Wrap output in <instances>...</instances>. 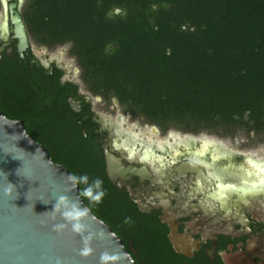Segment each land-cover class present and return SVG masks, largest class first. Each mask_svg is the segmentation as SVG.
Listing matches in <instances>:
<instances>
[{
  "label": "trees",
  "instance_id": "trees-1",
  "mask_svg": "<svg viewBox=\"0 0 264 264\" xmlns=\"http://www.w3.org/2000/svg\"><path fill=\"white\" fill-rule=\"evenodd\" d=\"M22 17L38 45H68L88 92L116 98L163 131L264 134V0H24ZM35 77L0 64L6 116L24 119L53 161L70 170L91 211L128 235L136 264H189L161 233L114 204L99 157L72 125L68 87L47 79L53 90L38 89Z\"/></svg>",
  "mask_w": 264,
  "mask_h": 264
},
{
  "label": "flooded vegetation",
  "instance_id": "flooded-vegetation-1",
  "mask_svg": "<svg viewBox=\"0 0 264 264\" xmlns=\"http://www.w3.org/2000/svg\"><path fill=\"white\" fill-rule=\"evenodd\" d=\"M23 3L19 8L18 0H6L5 6L0 0V64L34 71L38 89H52L47 79L68 87L64 103L72 125L99 157L98 170L114 204L142 218L153 235L161 233L180 261L264 264V153L237 149L207 134L163 131L143 119L137 125L131 113L116 112L120 105L113 98L110 103L81 91L61 60L66 45L54 53L41 46L38 54L28 35V45L19 46L12 18L19 14L23 20ZM54 95L59 105L62 95ZM106 150L123 164L113 180ZM121 239L135 260L133 242L128 235Z\"/></svg>",
  "mask_w": 264,
  "mask_h": 264
},
{
  "label": "water",
  "instance_id": "water-1",
  "mask_svg": "<svg viewBox=\"0 0 264 264\" xmlns=\"http://www.w3.org/2000/svg\"><path fill=\"white\" fill-rule=\"evenodd\" d=\"M18 2L20 8L24 0ZM2 3L5 6L6 0ZM12 22L19 46H27L21 16L16 14ZM105 155L113 180L123 164L107 150ZM65 212L73 218H66ZM76 224L79 231L74 230ZM0 264H136L123 240L86 204L70 170L53 161L22 120L10 119L2 110Z\"/></svg>",
  "mask_w": 264,
  "mask_h": 264
},
{
  "label": "rangeland",
  "instance_id": "rangeland-1",
  "mask_svg": "<svg viewBox=\"0 0 264 264\" xmlns=\"http://www.w3.org/2000/svg\"><path fill=\"white\" fill-rule=\"evenodd\" d=\"M33 43V46L35 49H37L38 54H41L43 53L41 50H40V45H38L37 43H35L34 41H32ZM59 49V47H54V48H51L50 52L51 53H54L56 52L57 50ZM68 45H66V50H65V53L62 55V58L61 60H63L66 64V68L68 71H71L72 75H73V80L77 83H79V86H80V89L81 91L85 92L86 91L84 90V87L81 83V80L79 78V68L74 60L73 57H71L69 54H68ZM96 101L93 100V106L96 108V110L102 112L103 110L99 109V106L98 104L95 105ZM111 103V101H110ZM109 103V104H110ZM116 112H120V113H123V114H128V112H125L122 107L120 106V108L118 110H116ZM131 115V120L134 121V123H136L137 125L138 124H143L144 121L142 120L141 117H138V116H135L134 114H130ZM169 130L171 131H175L177 133H184L183 131L181 130H177L173 127H171ZM200 134H204V135H211V136H214V137H217V138H221L225 143H227L228 145L234 147V148H237V149H242V150H261L262 153H264V134H261V135H256L255 133H246L244 130H239L238 132H236L233 136H220L218 134H215V133H208L206 131L204 132H200Z\"/></svg>",
  "mask_w": 264,
  "mask_h": 264
},
{
  "label": "clouds",
  "instance_id": "clouds-1",
  "mask_svg": "<svg viewBox=\"0 0 264 264\" xmlns=\"http://www.w3.org/2000/svg\"><path fill=\"white\" fill-rule=\"evenodd\" d=\"M99 183H100V182L97 181V186H99ZM100 195H103V193H100ZM96 199L98 200V199H99V196H97ZM64 215H65V217L68 218V219H72V218H73V216H72L71 213L65 212ZM77 215H80V214L77 213ZM55 227H56V228H61V227H63V225H55ZM73 227H74V230H76V231H79V230H80V225H79V224L73 225Z\"/></svg>",
  "mask_w": 264,
  "mask_h": 264
}]
</instances>
